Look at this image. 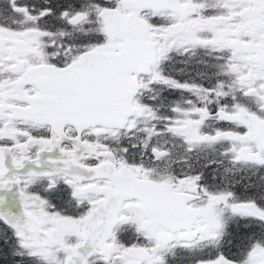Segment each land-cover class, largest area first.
<instances>
[{
	"label": "snow or ice",
	"instance_id": "obj_1",
	"mask_svg": "<svg viewBox=\"0 0 264 264\" xmlns=\"http://www.w3.org/2000/svg\"><path fill=\"white\" fill-rule=\"evenodd\" d=\"M0 264H264V0H0Z\"/></svg>",
	"mask_w": 264,
	"mask_h": 264
}]
</instances>
